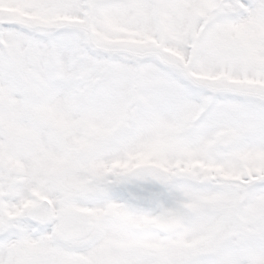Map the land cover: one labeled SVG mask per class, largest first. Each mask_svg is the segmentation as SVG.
Returning a JSON list of instances; mask_svg holds the SVG:
<instances>
[{
  "label": "snow or ice",
  "instance_id": "snow-or-ice-1",
  "mask_svg": "<svg viewBox=\"0 0 264 264\" xmlns=\"http://www.w3.org/2000/svg\"><path fill=\"white\" fill-rule=\"evenodd\" d=\"M0 264H264V0H0Z\"/></svg>",
  "mask_w": 264,
  "mask_h": 264
}]
</instances>
